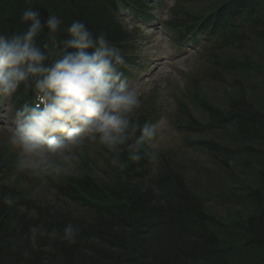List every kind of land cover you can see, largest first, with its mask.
Instances as JSON below:
<instances>
[{
  "label": "trees",
  "instance_id": "obj_1",
  "mask_svg": "<svg viewBox=\"0 0 264 264\" xmlns=\"http://www.w3.org/2000/svg\"><path fill=\"white\" fill-rule=\"evenodd\" d=\"M198 1L210 9L207 15L216 11L209 18L213 29L204 31L207 41L212 38L207 61L211 73L221 76L253 70L264 86V66L247 59L250 49L264 48V0ZM147 4L148 0H0V36L23 32L26 25L20 16L32 7L43 19L55 14L64 22L60 33L50 36L45 29L37 38L41 50L51 52L47 64L63 55L64 28L76 20L94 35L106 34L125 57L126 45L134 37L117 19L116 10L120 5L146 11ZM187 14L188 23L200 20ZM180 27L190 30L196 25ZM238 54L245 60H238ZM235 81L237 93L226 98L224 109L205 98L196 99L208 116L206 125L179 102L185 124L177 120L175 126L187 132L201 128L229 132L232 127L236 150L222 142L190 137L186 145H201L215 159L225 152L244 153L245 163L249 156L257 159L254 180L239 181L245 191L243 199L252 205L245 218L221 223L187 182L182 162L174 154L155 155L149 148L151 141L137 144L141 130L155 121L149 101L141 117L129 115L131 125L123 144L110 149L101 143L106 153L103 176L82 149L77 174L47 176L49 193L39 190V176L17 174L12 157L5 154L6 146H0V200L4 195L12 197L8 204L0 202V264H264V107L245 93V79ZM33 89L32 83L20 86L14 94L18 108L30 101ZM133 155L139 159L133 160ZM215 162L221 169L227 167L225 159ZM69 223L80 230L75 244L52 235L54 231L62 234ZM230 233L244 239L241 248L232 242Z\"/></svg>",
  "mask_w": 264,
  "mask_h": 264
},
{
  "label": "clouds",
  "instance_id": "obj_2",
  "mask_svg": "<svg viewBox=\"0 0 264 264\" xmlns=\"http://www.w3.org/2000/svg\"><path fill=\"white\" fill-rule=\"evenodd\" d=\"M20 21L26 25L23 32L0 36V97H12L29 83L37 93L34 105L14 113L10 142L23 157L21 167L36 175L47 172L48 155L63 156L83 145L85 137H98L110 149L123 144L131 125L129 114L140 99L120 71L125 64L121 50L106 34L94 35L76 20L64 28L63 55L47 64L51 52L42 51L37 38L45 29L50 36L60 33L62 18L52 14L43 19L38 10L27 7ZM158 126L144 127L137 144L151 141ZM56 174L73 175L68 167L57 168ZM11 199L4 195L0 202L8 204ZM79 231L69 223L62 234L54 231L52 235L75 244Z\"/></svg>",
  "mask_w": 264,
  "mask_h": 264
},
{
  "label": "rangeland",
  "instance_id": "obj_3",
  "mask_svg": "<svg viewBox=\"0 0 264 264\" xmlns=\"http://www.w3.org/2000/svg\"><path fill=\"white\" fill-rule=\"evenodd\" d=\"M180 0H171L169 8L176 5ZM197 12H203L204 8L193 6ZM191 7V8H193ZM167 12H159L156 16L154 23L151 26H144L139 32V36L143 37L141 40V46L139 44L133 45V57L138 60L139 64L145 65L141 70L135 69L133 78L128 79L131 81L128 86L137 92L140 104L132 112L139 113V109L144 106L146 102H151L159 114V119L155 125L157 127V141L155 143L161 149L176 150L177 157L182 161L183 174L191 185L194 192L206 202L207 210L214 214L221 223H233L235 217L245 218L246 215L251 213L252 205L246 198L243 199L245 191L241 190V185L244 181L252 182L255 176V171L258 168V161L255 157H250L248 163H244V153H223L218 159L227 160V167L224 169L219 168L216 165V159L211 155L209 156L200 147H190L185 144V134L178 131L173 126V122L176 121L178 116L174 114L178 113V100H184L187 90L189 88V77H198L200 83H202V93L212 103L222 108L226 107V98L228 96H234L238 87L235 86L234 80H238L239 77H244L248 88L245 89V93L254 100L261 108L264 107V86L261 83V77L254 75L253 70L249 72H239L238 74L228 75L226 83H214L215 81L209 80L203 82L204 76L201 74V68L203 64L198 58V54L193 48H188L184 45L182 48H178L176 42H172L169 34L174 35V32H169L165 25H162L161 21L167 22L170 17ZM131 28L134 24H130ZM168 39H166V35ZM139 49V51H137ZM247 59L252 61L256 65L264 66V48L259 47L257 49H250ZM239 59L245 60L244 55H238ZM238 59V60H239ZM250 65V68L252 66ZM239 92V90H238ZM193 99V97H192ZM191 111L194 115L201 117L197 109L195 112V106L189 103ZM7 113L11 114L10 110ZM3 114L0 115L2 118ZM8 117V116H7ZM196 117V116H195ZM174 119V121H173ZM14 122L5 120L3 125L4 142L10 143L9 153L14 154L17 160L21 161L23 157L20 155L19 150L15 148L10 142L9 131L12 129L11 125ZM232 129L229 132L221 131L220 133L190 134L193 139L202 138L213 139L216 142L224 144L225 146L236 150L233 142ZM101 142L98 137H85L84 143L81 146L74 147L70 152H65L61 155H48L47 164L51 165L47 169V172H41L42 180L45 182L46 175L56 176L57 168L68 167L72 173L78 172V164L80 163V151L83 149L85 153L90 155L92 164H98L96 171L103 175L101 167H104V151L101 148ZM158 149V148H157ZM242 155V156H241ZM70 157L65 159L64 157ZM19 173L27 170L23 169L21 165H18ZM253 168V169H252ZM230 173V175H229ZM39 174V175H40ZM36 174L30 173V177L35 178ZM240 181V182H239ZM232 242L242 247L244 239L239 237L238 233L229 234ZM239 248V249H240ZM243 256L244 254H240Z\"/></svg>",
  "mask_w": 264,
  "mask_h": 264
}]
</instances>
